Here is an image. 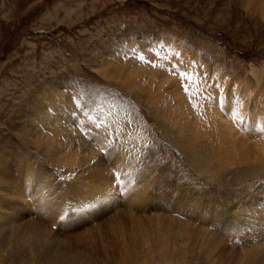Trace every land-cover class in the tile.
<instances>
[{"label":"rangeland","instance_id":"374dc122","mask_svg":"<svg viewBox=\"0 0 264 264\" xmlns=\"http://www.w3.org/2000/svg\"><path fill=\"white\" fill-rule=\"evenodd\" d=\"M242 1L0 0V165H7L13 173L9 182L22 180L15 176L17 156L21 154L33 155L38 163H45L44 166L49 164L47 168L57 182L53 186L55 191H64L56 190L61 181L77 176L76 172L58 168L52 153L42 152L44 146H37L35 141L34 125L43 130L45 127L34 113L42 104L48 107L46 99L51 92L57 90L70 99L69 105L74 108L69 111L71 125L76 129L81 128L78 109L87 110L86 114L94 122L102 123L106 130L112 122L121 123L120 132H115L110 141L104 139L96 144L94 140H86L96 151L93 162L99 160V167L104 168L101 181L107 182L115 174L120 177L119 181L110 182L112 202L104 210L98 208L97 216L91 221L86 220L81 225L72 223L64 232L55 224L51 231L60 232L56 234L58 239L64 235L75 241L80 239L78 243L83 248L80 252H85L80 255H95L90 264H159L154 256L157 253L153 249L145 250L144 239L154 238L157 216L163 218V223L184 222L183 209L190 204L195 214L212 213L206 216L212 223L203 224L201 216L193 221L200 229L206 228L223 239V246L218 248L221 264H235L233 261L242 254L239 246L233 244L234 238L226 237L220 227L235 212L234 203L244 204L252 196L253 201H257L262 196L261 187L257 189L258 176L244 178L245 166L221 168L212 161L208 171H201L202 167L193 164L192 155L201 150L202 142H186L183 136L178 137L176 128L161 117L164 107H159L158 113L155 106L145 102L144 95L123 86L122 75L117 74L124 67L130 69L133 62L132 67L142 62L149 65L152 53L163 52L160 42L173 40L177 42L174 54L170 52L168 58L171 61L174 55L180 54L182 57L176 61H183L174 76L182 78L188 74L186 60L190 58L199 61L193 70L202 69L197 71L198 79L189 90L193 95L202 97L197 84L212 76H226L249 86L258 84L257 88L263 90L264 71L259 70L264 68V19L259 12L247 10ZM252 68L258 71V80L251 74ZM90 130L85 127L82 132H99L97 136L104 132ZM246 130L245 138L256 141L259 134H249ZM205 157L208 159L209 155ZM88 168L83 170L84 174L89 172ZM97 178L100 179V175ZM45 193L46 190L40 191L32 204L19 203L25 209L24 219H34L40 224L46 222L38 215L40 208L47 205L46 198L43 199ZM133 193L141 198L131 200ZM38 198L43 199L41 204ZM52 200L47 205V213L60 198ZM74 203L70 198L63 199L60 209L54 212L59 214L65 210L67 218L71 219ZM187 220L192 222L188 217ZM75 241L67 242L70 245L52 241L51 247L60 254L72 256ZM152 245H156L155 240ZM196 246L186 256L181 247L172 255L178 264L186 261L209 264L203 257L204 251ZM144 251L148 253L145 257L141 256ZM10 262L11 259H0V264H12Z\"/></svg>","mask_w":264,"mask_h":264},{"label":"bare ground","instance_id":"6f19581e","mask_svg":"<svg viewBox=\"0 0 264 264\" xmlns=\"http://www.w3.org/2000/svg\"><path fill=\"white\" fill-rule=\"evenodd\" d=\"M242 3L247 10L259 12L261 18L264 19V0H243ZM175 43L177 42L173 40L167 43L161 41L160 45L163 52L152 53L151 62L147 66L142 62L139 66L132 67L134 62L133 64L129 62L131 64L130 69L124 67L125 69L122 68L117 73L118 75H122L120 82L132 91L136 89L139 94L144 95L145 102L150 106H155L153 108L156 111L160 109L159 107H164L162 115L159 114V116H163L162 118L168 121L170 127L176 128L178 137L183 136L186 142L193 143L197 141L199 144L202 142L201 150L192 155L193 164L197 167H202L201 171H208V165H211L212 161L214 163L217 162L221 168L233 165L245 166L246 170L243 172L244 178L258 176L257 180L259 183L257 189H260L259 186L261 187L262 196L257 201H253L254 197L252 196L248 198L249 201H247L248 199L245 200L244 204L241 201L239 203L236 202L237 204L234 203L235 212L233 211L229 220L225 224H222L220 228L226 237L234 238L233 244L238 245L242 252L233 263L264 264V89L257 88L258 84L253 85L252 83L249 86L245 82H240V80L232 81L228 77L221 75L223 77H207L201 85L197 84L201 88L202 97L199 94L193 95L189 90L192 89V84L198 79L196 76L198 74L197 71H201L202 69L198 70L194 68L193 70V67L198 65L199 61L192 57L193 59L186 60L188 74L186 72V76L183 75L185 77L182 78L174 76V73L177 72L176 70L183 62L182 60L176 61L182 57L180 54H176L177 51L175 52L176 55L173 56V60L170 61L168 58L167 54L174 51ZM178 46L181 47L182 45ZM184 56L186 55L184 54ZM184 58L186 59V57ZM199 66H202V64ZM263 69L261 68L259 71L263 72ZM257 72L256 69L252 68L251 74L256 80H258ZM179 84L180 86H178ZM186 88L187 91L185 90ZM56 91L48 95L49 99H46L48 107L46 108L44 107L45 104H42L41 108L34 113L35 117L37 116V119L45 127V130H43L41 127L38 128L37 124L34 125L35 141L37 146H44L41 148L42 152L52 153L55 157L53 161L58 168L63 167L66 169L65 171L71 170L72 172H76L77 176L74 175L75 177L69 181H61L63 184L60 183V186L56 190L62 188L64 191L60 190L58 192V190L55 191V188H53L54 185H57V182L53 179L52 171L50 172L47 168L49 164L47 163L44 166L45 163H38L37 159L35 160L31 154L17 156V162L19 163L17 167L18 172L15 176L17 179H22L20 182H17L18 180L16 181L15 179L9 182V179L13 177V173L8 170L9 167L7 165H0V174H2L0 175V177L2 176L0 179L1 261L5 258L7 261L11 259L10 263L12 264H90L91 258L95 256L94 254H90V256L86 255L87 259L85 255H80L85 253L84 251L80 252V249H83L79 246L81 243L80 239L77 238L75 241V239H71L73 237H67V235L58 239L56 234L60 232L53 233L51 231L55 224L58 225L57 227H59L61 232H64L66 227L72 223L81 225L86 220L91 221L95 218L94 215L97 216L98 208L102 207V209H106L110 202H112L109 194L112 189L110 188V182L117 181V174L112 175V178L110 176V180L107 182L101 181L104 180L101 179L103 176L101 170H104V168L99 167V160L93 162L96 151L93 149V145L88 144L86 140H94L97 142L96 144L102 143L104 139L110 141L115 132H118L121 128V123L119 125V121L112 122V125H109L110 128L106 130L107 128H104L102 123L94 122L93 118L86 114L87 110L78 109V120L80 121L79 125L81 128L76 129V126L72 127L71 125L72 116L69 111L74 108H72L73 105H69L70 99L63 97L60 92ZM135 95L137 94L135 93ZM118 114L119 116L121 115L119 112ZM30 121H32L31 118ZM85 127L93 130L94 133L101 131V129L104 132H102L103 134L100 132V136L96 135L99 132L93 134L91 130V132L87 131L84 133L82 131H84ZM244 130L248 131L247 133L249 134H259L256 141H249V138H245L246 132ZM44 131V136H41ZM202 151L206 153H202ZM58 154L62 155L58 156ZM205 155H209V161ZM87 168L89 172L84 174L83 170ZM98 175H100V179L97 178ZM43 190H46L43 199L46 198L47 205L51 204L52 198L55 200L57 197L60 198L59 201L53 202L52 208L48 212L50 214L47 213V205H43L44 208L41 207L40 210L38 209V215L43 217L46 222L40 224L38 223L39 221L34 219H24L25 209L19 203H34L35 200L37 201L35 197L39 196L40 191ZM132 197L133 199L131 200L141 198V196L137 197L134 193ZM40 198H38L39 203L43 200ZM67 198L76 202L74 206L73 204L71 205V219L67 218L65 210L59 211V214L54 212L56 209H60V203H62L63 199ZM188 206L183 209L186 214L185 221L182 223H177L176 225L169 221H164L163 223V218L161 219L158 216L155 221L153 220L156 234L154 238L144 239L146 242L145 250H149L148 252H150L153 249L157 253L154 255L157 257V260L156 257L153 260L158 261L159 264H178L172 252L181 247V251L186 256L193 247L196 248V245H198L199 249L204 251L203 257L207 263L221 264L219 261L222 260L219 259L220 252H218V248L223 243L221 242L223 239L219 234L206 231V228L205 230L200 229L194 223L200 216L204 218L202 219L203 224H207L206 222L212 223L206 217L212 213L199 212V214H195L191 204ZM187 217L192 222L188 221ZM240 238L246 242H241ZM57 240L66 245L70 240L75 241L72 242L74 249L71 250L74 255L60 254L57 252V249L52 248V241L55 242ZM153 240H155L156 245H152ZM79 241L80 243H78ZM82 245L84 244L82 243ZM147 254L145 252L141 256L145 257ZM217 254L219 255L217 256ZM183 260H186V257H183ZM188 263L189 261H186L184 264Z\"/></svg>","mask_w":264,"mask_h":264},{"label":"snow or ice","instance_id":"6c2138e0","mask_svg":"<svg viewBox=\"0 0 264 264\" xmlns=\"http://www.w3.org/2000/svg\"><path fill=\"white\" fill-rule=\"evenodd\" d=\"M184 74H182V76H183ZM186 91H187V88L185 89ZM117 180H119V177H117Z\"/></svg>","mask_w":264,"mask_h":264}]
</instances>
